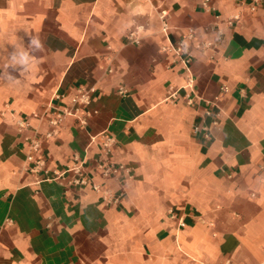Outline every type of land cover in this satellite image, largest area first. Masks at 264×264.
Wrapping results in <instances>:
<instances>
[{
    "label": "crops",
    "instance_id": "0c3cea01",
    "mask_svg": "<svg viewBox=\"0 0 264 264\" xmlns=\"http://www.w3.org/2000/svg\"><path fill=\"white\" fill-rule=\"evenodd\" d=\"M248 1L0 0V264H264V8ZM189 34L188 74L163 47ZM89 89L86 124L29 154L50 128L18 122ZM102 133L122 187L95 168ZM74 155L109 194L56 179Z\"/></svg>",
    "mask_w": 264,
    "mask_h": 264
},
{
    "label": "built area",
    "instance_id": "2783aa9c",
    "mask_svg": "<svg viewBox=\"0 0 264 264\" xmlns=\"http://www.w3.org/2000/svg\"><path fill=\"white\" fill-rule=\"evenodd\" d=\"M212 0H202V6L206 9L214 10V7L211 4ZM234 2L242 7L246 2L245 0H234ZM248 3V10L250 13H254L257 8L261 7L264 8V0H250ZM166 15L165 12L162 13L161 20H162V31L165 32L167 28L166 22ZM241 21V16L239 14L232 16L229 19V24L238 23ZM208 30V29H206ZM191 39L192 35L189 34L187 37L182 36V39L177 42V45L174 46L168 40L167 46L163 47L164 51H173L177 56V61L181 65L182 69L189 74L190 70L188 67L189 58L187 49L183 43L185 39ZM210 44H206L204 46L208 47ZM191 82V78H190ZM93 89L85 90L78 92L74 96L71 97L69 104L67 105H59L55 103H50L42 113H34L31 114L30 117H25L18 122V126L20 128H29L30 123L29 120H35L38 123L46 122L48 127L50 128L49 131L44 133H39L35 130V134L29 139L28 150L30 153H36L39 151L42 143L49 140L50 138L56 136L59 132L60 127L62 126L63 121L68 117H74L76 121L81 124L85 125L86 121L84 118L83 110L91 103V93ZM121 93H125V91H121ZM188 104L191 105L193 103L192 98H188ZM206 116H210V112L206 111ZM193 134L197 135L199 133L203 134V137L206 140L210 139L209 135V128L206 125H196L193 127ZM115 144L114 137L109 133H102L99 136V147L96 152L95 161V168L100 174V176L104 179H114L121 187L123 184L131 180L133 178L132 171L123 164H118L113 162L111 158V150L113 145ZM29 160H32V156H28ZM72 165L66 167V169L62 173H54L56 179H63L65 175L69 179L67 180L68 186L73 187H90L92 191L99 193L102 192L104 195L109 194L108 190L102 191L101 187L95 183H92L87 178V172L85 171V159L80 158L78 155H74L72 159ZM36 165L38 168L44 166L43 160H36ZM65 177V178H66ZM124 191L121 188V191L117 193V195L109 201V203H117L120 197L123 195ZM106 200V197L103 198ZM180 225L183 224V221L179 220Z\"/></svg>",
    "mask_w": 264,
    "mask_h": 264
},
{
    "label": "clouds",
    "instance_id": "9594fccd",
    "mask_svg": "<svg viewBox=\"0 0 264 264\" xmlns=\"http://www.w3.org/2000/svg\"><path fill=\"white\" fill-rule=\"evenodd\" d=\"M28 46L29 47H35L37 49L41 48L42 42L39 39L38 36H30L29 40H28ZM17 58L18 62L21 65H26L29 70H31L34 65H35V58L34 57H30L29 54L24 51L22 48H18L16 50H14L10 55H9V60L10 62H17Z\"/></svg>",
    "mask_w": 264,
    "mask_h": 264
}]
</instances>
